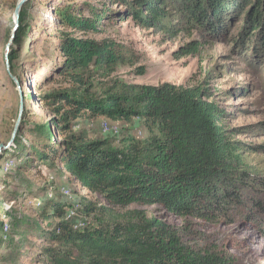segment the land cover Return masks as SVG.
<instances>
[{
  "label": "trees",
  "instance_id": "obj_1",
  "mask_svg": "<svg viewBox=\"0 0 264 264\" xmlns=\"http://www.w3.org/2000/svg\"><path fill=\"white\" fill-rule=\"evenodd\" d=\"M109 1L125 6L116 11L118 17H132L144 27L168 34L202 30L217 40L225 38L223 32L231 23L232 18H225L231 3L236 17L247 0ZM4 5L5 0H0V11ZM79 6L60 5L55 13L67 29L98 32L109 8H93V18H88ZM245 7L244 33L237 42L244 43L250 32L260 28L263 40L264 0L248 1ZM20 22L21 27L24 20ZM260 44L264 46L263 41ZM201 47L200 41L193 40L182 46L180 53L198 54ZM59 50L63 61L58 73L68 86L41 95L53 117L32 129L36 135L32 156L56 167L60 174L68 171L70 180L103 194L115 206L163 204L176 215L231 224L239 215L233 205L241 207L246 200L253 205H249V214L257 209L264 214V202L244 194L251 189L264 191V176L246 160L247 153L256 152L254 147L264 149V144L255 146L234 138V129L222 124L225 110L208 87L117 80L101 85L97 73L109 76L129 63L120 43L62 31ZM9 60L13 65L14 50ZM26 113L24 107L25 117ZM85 116H104L112 121L140 118L159 134L146 140L128 135L116 145L109 137L93 138L84 130L76 131L74 121ZM25 121L21 120V127ZM15 141L19 142V133ZM67 209L74 215L69 216ZM99 210L104 208L91 200L81 199L76 206L48 196L37 211L41 222L29 216L21 220L32 231L34 226L38 238L48 243L41 255L51 264H238L234 254L218 246L187 247L166 223L146 216H116L75 227L77 219ZM53 218L52 224L44 225ZM3 228L0 221V231ZM5 235L9 237V233Z\"/></svg>",
  "mask_w": 264,
  "mask_h": 264
},
{
  "label": "rangeland",
  "instance_id": "obj_2",
  "mask_svg": "<svg viewBox=\"0 0 264 264\" xmlns=\"http://www.w3.org/2000/svg\"><path fill=\"white\" fill-rule=\"evenodd\" d=\"M18 1L5 0L7 5L0 11V145L10 142L22 101L27 109L26 117L24 110L22 115L26 121L23 127L20 122L17 132L19 142L14 140L0 154V221L4 223L0 231V264H51L46 255H41L48 243L38 238L39 232L34 226L32 231L21 220L22 216H29L41 222L37 211L48 196L76 206L81 199L91 200L104 208L77 219L75 224L80 228L116 216H146L166 223L187 247L218 246L234 254L238 264H264V214H259L258 209L249 214V205L253 206L249 201L245 200L248 205L243 203L241 207L233 205L239 215L231 224L176 215L163 204L115 206L103 194L70 180L68 171L60 174L56 167L31 155V145L36 140L32 129L35 124L53 117V111L41 95L53 88L68 86L58 73L63 61L59 50L62 31L85 38L112 39L123 46L129 63L119 66L109 76L97 73L96 79L101 85H111L117 80L128 84L170 82L208 87L213 99L225 110L222 124L234 129V138L255 146L264 144V46L260 44L261 41L264 44V38L258 34L261 28L249 31L244 43L237 42L244 33L245 5L255 0L245 1L236 17H233L236 8L231 3L225 16L226 20L232 18L231 23L223 32L225 38L217 40L202 30L168 34L144 27L132 17H118L117 12L125 6L109 0H26L17 26L14 12ZM68 3L80 5L88 18H93V8H109L99 22V31L83 33L63 26L55 8ZM20 20H24L21 27ZM193 40L202 43L199 53L182 55L180 48ZM13 50L15 60L11 65L9 57ZM74 122L76 131L84 130L93 138L109 137L116 140V145L128 135L146 140L152 134H159L157 128H151L140 118L112 121L104 116H85ZM254 150L246 154V160L264 176V149L254 147ZM244 194L264 202L261 189L244 191ZM66 211L69 216L74 215L71 209ZM55 220H47L44 225Z\"/></svg>",
  "mask_w": 264,
  "mask_h": 264
},
{
  "label": "water",
  "instance_id": "obj_3",
  "mask_svg": "<svg viewBox=\"0 0 264 264\" xmlns=\"http://www.w3.org/2000/svg\"><path fill=\"white\" fill-rule=\"evenodd\" d=\"M25 2H26V0H19L18 3H17L16 9H15V12H14V16H15V20L17 22V26L19 24L21 9L24 6ZM11 75H12L13 79L16 82H18L17 77L14 76L13 74H11ZM23 110H24V103L22 101L21 108H20V114H19L18 120H17V122L15 124L14 131L12 133L11 140H10V142L7 145H4V144H1L0 145V154H1V149L8 147L15 140L16 135H17V132L19 130L20 122H21V119H22Z\"/></svg>",
  "mask_w": 264,
  "mask_h": 264
},
{
  "label": "bare ground",
  "instance_id": "obj_4",
  "mask_svg": "<svg viewBox=\"0 0 264 264\" xmlns=\"http://www.w3.org/2000/svg\"><path fill=\"white\" fill-rule=\"evenodd\" d=\"M65 191H66V189H65ZM75 227L79 228V226H78V225H75ZM6 228H7V226H6ZM6 230H7V229H6Z\"/></svg>",
  "mask_w": 264,
  "mask_h": 264
},
{
  "label": "built area",
  "instance_id": "obj_5",
  "mask_svg": "<svg viewBox=\"0 0 264 264\" xmlns=\"http://www.w3.org/2000/svg\"><path fill=\"white\" fill-rule=\"evenodd\" d=\"M80 226V225H79Z\"/></svg>",
  "mask_w": 264,
  "mask_h": 264
}]
</instances>
